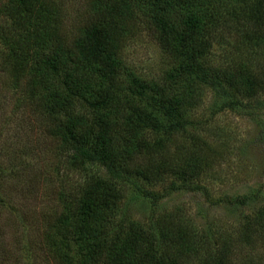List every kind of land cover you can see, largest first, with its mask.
Returning a JSON list of instances; mask_svg holds the SVG:
<instances>
[{
  "label": "trees",
  "instance_id": "trees-1",
  "mask_svg": "<svg viewBox=\"0 0 264 264\" xmlns=\"http://www.w3.org/2000/svg\"><path fill=\"white\" fill-rule=\"evenodd\" d=\"M90 4L91 21L69 37L62 0H0L2 66L61 141L67 181L81 171L61 190L54 252L67 264H264V202L232 233L156 208L175 192L208 193L201 181L219 151L199 120L207 91L213 116L264 108V0ZM131 23L172 58L161 78L140 76L125 57ZM259 198L261 189L216 205ZM142 199L153 206L147 224L132 209Z\"/></svg>",
  "mask_w": 264,
  "mask_h": 264
},
{
  "label": "rangeland",
  "instance_id": "rangeland-1",
  "mask_svg": "<svg viewBox=\"0 0 264 264\" xmlns=\"http://www.w3.org/2000/svg\"><path fill=\"white\" fill-rule=\"evenodd\" d=\"M62 1L66 33L72 37L91 21V0ZM130 27L125 57L140 76L161 78L174 65L172 58L146 27L138 23ZM2 49L0 41V195L5 199L0 203V264H67L52 246L60 239L61 190L66 183L74 186L81 171L77 176L71 171L67 181L61 141L48 131L39 107L13 89L11 76L2 66ZM212 105V92L207 91L199 120L208 119L205 134L215 140L220 152L215 172L201 181L208 193L175 192L156 208L182 210L193 223L205 228L213 223L232 233L264 202V108L225 109L213 116ZM257 189L262 190V200L244 209L216 205L227 194ZM132 209L147 224L152 204L142 199ZM258 247L257 257L264 261V244Z\"/></svg>",
  "mask_w": 264,
  "mask_h": 264
}]
</instances>
